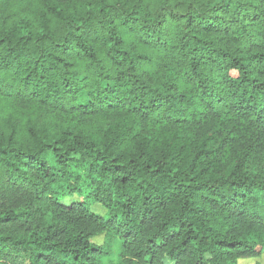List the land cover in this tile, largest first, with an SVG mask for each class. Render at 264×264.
Returning <instances> with one entry per match:
<instances>
[{
	"label": "trees",
	"instance_id": "1",
	"mask_svg": "<svg viewBox=\"0 0 264 264\" xmlns=\"http://www.w3.org/2000/svg\"><path fill=\"white\" fill-rule=\"evenodd\" d=\"M263 252L264 0H0V264Z\"/></svg>",
	"mask_w": 264,
	"mask_h": 264
},
{
	"label": "rangeland",
	"instance_id": "2",
	"mask_svg": "<svg viewBox=\"0 0 264 264\" xmlns=\"http://www.w3.org/2000/svg\"><path fill=\"white\" fill-rule=\"evenodd\" d=\"M83 98H86V93L83 92ZM92 209L95 211V212H98L100 214H105L106 213V209L101 206L100 204H96L92 207ZM94 242L96 243H102L103 242V236H98L96 238L93 239ZM116 256V255H114ZM112 259H115L116 257H114ZM107 262V260H106ZM256 262H261L262 264H264V252L263 254L261 255L260 258H254V259H245V260H242L240 261L241 264H256Z\"/></svg>",
	"mask_w": 264,
	"mask_h": 264
}]
</instances>
